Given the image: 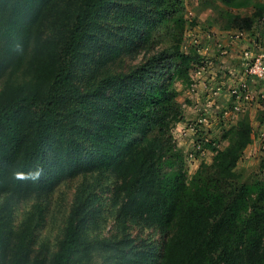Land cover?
Segmentation results:
<instances>
[{
    "label": "trees",
    "instance_id": "obj_1",
    "mask_svg": "<svg viewBox=\"0 0 264 264\" xmlns=\"http://www.w3.org/2000/svg\"><path fill=\"white\" fill-rule=\"evenodd\" d=\"M218 1L229 8L253 7L247 16L228 13L224 28L249 31L263 18V3ZM180 5V0H0V264H70L97 200L83 195L93 183L78 186L50 255L34 246L42 205L33 204L15 225L12 203L88 174L117 180L118 216L170 229L155 264H264V179L242 181L235 170L252 141L250 122L239 121L228 144L213 148L212 163L189 181L183 172L171 133L178 119L174 82H190V69L203 56L197 44L183 48L186 19L178 14ZM113 7L124 9L132 22L125 35L110 40L98 22ZM140 34L166 44L126 72L110 75L108 93L75 82L76 61H84L79 57L85 58L91 43L102 44L98 57L105 62L135 54ZM120 244L113 246L124 262H152L146 255L125 254Z\"/></svg>",
    "mask_w": 264,
    "mask_h": 264
},
{
    "label": "rangeland",
    "instance_id": "obj_2",
    "mask_svg": "<svg viewBox=\"0 0 264 264\" xmlns=\"http://www.w3.org/2000/svg\"><path fill=\"white\" fill-rule=\"evenodd\" d=\"M180 1L181 11L178 14L186 19V45H183V48L188 50L192 44H197L201 50L199 53L203 56V61L200 62L203 68L199 73L197 67L201 65L194 64L191 67L190 82H174L177 95L173 108L178 119L171 133L176 148L182 155L185 178L189 181L202 165H210L216 154L213 148H224L228 144L230 130L243 120L250 122L253 138L243 150L235 170L242 181L264 179V79L255 78L249 82V97L245 101L239 100L238 111L233 108L235 97H230L228 93L236 83L234 80V83L228 80L227 85L226 82L230 77L229 71L237 69L235 62L239 61L244 50L262 52L264 55V13L262 20L251 30L242 31L243 35L237 36L240 31L236 28H224L227 15H250L253 12L252 6L229 8L218 0ZM254 1L264 4V0ZM152 16L153 13L150 12V20H153ZM131 22L124 9L113 7L98 23L105 35L113 40L125 35ZM84 40L86 45L90 44V40L85 37ZM154 40L145 41L140 34L135 38V54L120 53L121 55L112 56L113 59L105 62H101L98 57L103 51L102 44L94 47V43H91L92 45L84 50L82 56L85 58L79 57L84 61H76L75 82L83 89L108 93L110 87L106 79L110 78V75L126 72L166 44L158 36ZM258 44L259 48H256L255 45ZM205 77L209 81L205 80ZM216 87H220V90ZM190 152L195 154L194 159L188 158ZM97 176L88 174L64 179L56 183L50 192L14 201L12 221L17 225L29 213L33 204L40 203L42 219L34 233V246L36 250L41 247L45 254L50 255L62 235L78 186L92 182V189L86 188L83 195L97 200L90 210L91 218L83 231V241L70 264H128L119 258L121 251L113 246L117 241L121 242L119 248H123L122 252L125 254L136 258L144 255L152 258L153 263L143 264L159 263L170 229L118 216L115 204L117 180L109 174Z\"/></svg>",
    "mask_w": 264,
    "mask_h": 264
},
{
    "label": "built area",
    "instance_id": "obj_3",
    "mask_svg": "<svg viewBox=\"0 0 264 264\" xmlns=\"http://www.w3.org/2000/svg\"><path fill=\"white\" fill-rule=\"evenodd\" d=\"M243 35L242 32H239L237 36ZM197 40H194L196 43ZM256 48H259V44L255 45ZM198 51H201L200 49ZM259 52V51H257ZM199 65V64H198ZM200 67H197V72L199 73L202 70L203 65L200 64ZM235 66L237 67L230 70L232 78L235 80V85L231 87L229 91L230 97L234 96L233 108L238 111L240 108L239 100H244L249 97V80L251 79H264V55L262 52L256 53L252 50H244L242 52L239 61L235 62ZM224 69V68H223ZM205 119H207V114L205 115ZM195 154L192 152L189 153L188 158L194 159Z\"/></svg>",
    "mask_w": 264,
    "mask_h": 264
},
{
    "label": "crops",
    "instance_id": "obj_4",
    "mask_svg": "<svg viewBox=\"0 0 264 264\" xmlns=\"http://www.w3.org/2000/svg\"><path fill=\"white\" fill-rule=\"evenodd\" d=\"M216 64H217V63H216ZM221 66H223V65H220V67H221ZM224 69H226V68H224ZM213 70H214V69H213ZM228 71H229V70H228ZM229 72H230V71H229ZM204 79L206 80L207 78L205 77ZM211 79H212V77H211ZM207 80H208V79H207ZM228 80H230L231 83H234V82H233L234 79L232 78L231 73H230V77L226 80L227 85H229V84H228ZM253 80H254V79H252V80L250 79L249 82H250V81H253ZM208 81H209V80H208ZM234 81H235V80H234ZM216 88H217V87H216ZM217 90H220V87H218ZM228 93H229V91H228ZM229 96H230V95H229ZM252 138H253V137H252Z\"/></svg>",
    "mask_w": 264,
    "mask_h": 264
}]
</instances>
